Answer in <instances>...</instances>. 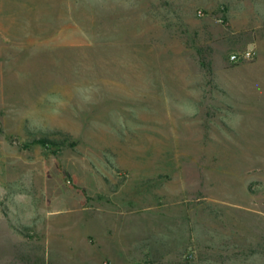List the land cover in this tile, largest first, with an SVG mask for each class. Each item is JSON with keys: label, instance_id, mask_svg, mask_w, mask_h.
Returning a JSON list of instances; mask_svg holds the SVG:
<instances>
[{"label": "rangeland", "instance_id": "1", "mask_svg": "<svg viewBox=\"0 0 264 264\" xmlns=\"http://www.w3.org/2000/svg\"><path fill=\"white\" fill-rule=\"evenodd\" d=\"M0 264H264L244 0H0Z\"/></svg>", "mask_w": 264, "mask_h": 264}, {"label": "crops", "instance_id": "2", "mask_svg": "<svg viewBox=\"0 0 264 264\" xmlns=\"http://www.w3.org/2000/svg\"><path fill=\"white\" fill-rule=\"evenodd\" d=\"M245 13L249 14V19L259 20L261 26L264 24V0H244Z\"/></svg>", "mask_w": 264, "mask_h": 264}, {"label": "built area", "instance_id": "3", "mask_svg": "<svg viewBox=\"0 0 264 264\" xmlns=\"http://www.w3.org/2000/svg\"><path fill=\"white\" fill-rule=\"evenodd\" d=\"M255 53L253 50H245L242 52H238V53H233L230 56V60L232 62H239L241 60H248V59H252L254 57Z\"/></svg>", "mask_w": 264, "mask_h": 264}, {"label": "trees", "instance_id": "4", "mask_svg": "<svg viewBox=\"0 0 264 264\" xmlns=\"http://www.w3.org/2000/svg\"><path fill=\"white\" fill-rule=\"evenodd\" d=\"M37 143L45 145L47 141L43 139V140H39Z\"/></svg>", "mask_w": 264, "mask_h": 264}]
</instances>
